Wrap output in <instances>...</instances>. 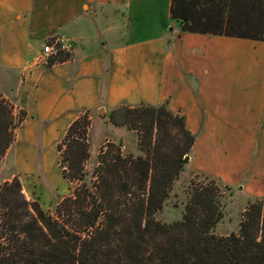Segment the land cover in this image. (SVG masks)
<instances>
[{
	"label": "trees",
	"instance_id": "obj_1",
	"mask_svg": "<svg viewBox=\"0 0 264 264\" xmlns=\"http://www.w3.org/2000/svg\"><path fill=\"white\" fill-rule=\"evenodd\" d=\"M171 20L182 32L264 41V0H172ZM17 107L0 90V162L27 116ZM89 112L57 144L75 186L53 214L27 200L18 178L1 185L0 264H264V197L248 202L238 232L217 235L220 188L204 176L180 220L156 219L196 142L185 115L167 102L116 107L110 122L134 130L141 153L107 142L89 175Z\"/></svg>",
	"mask_w": 264,
	"mask_h": 264
},
{
	"label": "crops",
	"instance_id": "obj_2",
	"mask_svg": "<svg viewBox=\"0 0 264 264\" xmlns=\"http://www.w3.org/2000/svg\"><path fill=\"white\" fill-rule=\"evenodd\" d=\"M171 7L172 0H0V88L21 98L28 134L42 127L52 139L84 110L167 102L196 136L194 169L211 170L195 160L197 147L215 152L224 141L213 170L238 183L251 167L246 190L259 195L264 41L176 32ZM55 36L74 40V49L48 68L37 66L42 45ZM235 56L243 73L232 81L238 65L225 62ZM254 150L247 161L244 152Z\"/></svg>",
	"mask_w": 264,
	"mask_h": 264
},
{
	"label": "rangeland",
	"instance_id": "obj_3",
	"mask_svg": "<svg viewBox=\"0 0 264 264\" xmlns=\"http://www.w3.org/2000/svg\"><path fill=\"white\" fill-rule=\"evenodd\" d=\"M173 29L176 32L181 31L178 24ZM255 44H257L256 50L258 51L260 44ZM241 47L244 49V46ZM236 59H239V57H230L225 62H235L238 65L236 72H230V74L233 73L232 77L230 76L232 81L241 79L240 76L243 73L242 64L237 63ZM0 90L3 93L5 88H0ZM9 99L18 106L16 112L19 114L22 109L21 105L23 106L21 98L9 96ZM111 111L104 110L103 115L100 114L99 108L89 112L92 122L89 133L90 158L86 163V170L89 175L97 164L101 148L107 142L119 144L121 151L125 155L132 154L137 156L141 153L137 145L136 132L126 126L112 124L109 119ZM27 126L28 124L25 126L22 124L16 129L15 140L0 162V187L6 181H11L15 177L18 178L22 185V192L27 200L38 201L45 210L53 214L56 205L65 196L69 195L75 186V184L69 183L63 177L60 165L57 144L61 141L64 134L52 139V136L40 133L42 127L34 129L33 133L28 134L26 132ZM224 147L223 141V144L217 145L218 150L215 152L201 150L200 147L193 151L195 160L202 164H207L211 168V170L209 169L210 171H196L192 164L193 155L189 154V160H186L183 170L173 182L163 208L155 215L157 220L164 223L180 220L184 213L190 187L197 182L212 179L220 188L222 209V218L213 229V232L220 236H226L232 232L239 231L242 214L246 210L248 202L257 197H264V191L259 195H251L246 190L250 181L249 176L252 172L251 167H248L249 174L238 183L222 179L223 177L213 170L217 169V162L226 151ZM244 154L248 161V156L256 158L257 151L254 150L253 153L252 151L249 153L244 152ZM204 176H207L208 179L206 180Z\"/></svg>",
	"mask_w": 264,
	"mask_h": 264
},
{
	"label": "built area",
	"instance_id": "obj_4",
	"mask_svg": "<svg viewBox=\"0 0 264 264\" xmlns=\"http://www.w3.org/2000/svg\"><path fill=\"white\" fill-rule=\"evenodd\" d=\"M74 47V40L55 36L44 42L42 45L36 60V65L48 68L58 62H61V56L69 55Z\"/></svg>",
	"mask_w": 264,
	"mask_h": 264
},
{
	"label": "water",
	"instance_id": "obj_5",
	"mask_svg": "<svg viewBox=\"0 0 264 264\" xmlns=\"http://www.w3.org/2000/svg\"><path fill=\"white\" fill-rule=\"evenodd\" d=\"M176 25V22H172L171 24V29ZM104 108H100V114L103 115L104 114ZM186 160H189V157H186Z\"/></svg>",
	"mask_w": 264,
	"mask_h": 264
}]
</instances>
